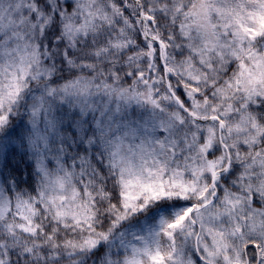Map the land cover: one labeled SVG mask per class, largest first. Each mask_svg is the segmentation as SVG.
Here are the masks:
<instances>
[{
  "label": "snow or ice",
  "instance_id": "1",
  "mask_svg": "<svg viewBox=\"0 0 264 264\" xmlns=\"http://www.w3.org/2000/svg\"><path fill=\"white\" fill-rule=\"evenodd\" d=\"M0 264H264V0H0Z\"/></svg>",
  "mask_w": 264,
  "mask_h": 264
}]
</instances>
